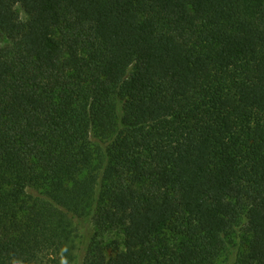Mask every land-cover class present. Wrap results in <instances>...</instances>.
<instances>
[{
	"label": "trees",
	"instance_id": "1",
	"mask_svg": "<svg viewBox=\"0 0 264 264\" xmlns=\"http://www.w3.org/2000/svg\"><path fill=\"white\" fill-rule=\"evenodd\" d=\"M0 38V264L83 219L122 237L84 264H264V0H0Z\"/></svg>",
	"mask_w": 264,
	"mask_h": 264
},
{
	"label": "rangeland",
	"instance_id": "2",
	"mask_svg": "<svg viewBox=\"0 0 264 264\" xmlns=\"http://www.w3.org/2000/svg\"><path fill=\"white\" fill-rule=\"evenodd\" d=\"M19 14L21 15L22 19L26 20V14L19 8ZM6 43V41L0 38V46ZM78 238L77 242V263L76 264H84L85 258L88 255V251L92 243L102 241L104 244L113 242V241H120L122 237L119 233L108 231L103 236L97 233L95 224L92 220L83 219L77 222ZM100 235V236H98ZM242 248L240 244L231 246L220 258L217 264H239V258L242 254Z\"/></svg>",
	"mask_w": 264,
	"mask_h": 264
}]
</instances>
